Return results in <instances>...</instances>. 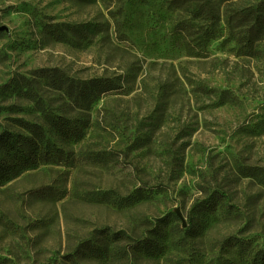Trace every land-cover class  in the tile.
Returning <instances> with one entry per match:
<instances>
[{"label": "rangeland", "instance_id": "374dc122", "mask_svg": "<svg viewBox=\"0 0 264 264\" xmlns=\"http://www.w3.org/2000/svg\"><path fill=\"white\" fill-rule=\"evenodd\" d=\"M189 6L0 0V134L37 124L50 155L0 185V264H245L264 250V34L239 55L224 4L215 27ZM57 77L91 81L86 100ZM45 115L87 121L84 139L60 143ZM16 140L31 155L13 137L0 158ZM107 190L138 201L86 195ZM143 238L151 252L135 251ZM81 243L93 252L76 254Z\"/></svg>", "mask_w": 264, "mask_h": 264}, {"label": "trees", "instance_id": "16d2710c", "mask_svg": "<svg viewBox=\"0 0 264 264\" xmlns=\"http://www.w3.org/2000/svg\"><path fill=\"white\" fill-rule=\"evenodd\" d=\"M180 2L181 5L189 4V12L195 18L207 19L211 21L215 27V23L219 20V9L221 4H224V23L226 29H228L232 39L235 41L239 55L246 57H254L256 55V40L264 34V0H217L216 3L213 0H174ZM226 4V5H225ZM60 83L57 87L60 93L69 99L70 102L76 105L86 100V90H90L88 86L92 85V82L85 83L84 86L76 85L72 81L67 80L65 86H61V78L54 80ZM122 86H119L121 88ZM91 92V91H89ZM227 92H221L222 99L227 100ZM226 96V97H225ZM52 118L44 116V120L50 125V132H52L60 143L70 144L78 143L85 137V132L89 127L88 122H82L77 115L74 118L52 115ZM80 124V125H79ZM21 126L24 128V133L12 134L10 132H3L0 134V142H8L10 138L20 139L22 142H28L30 147L28 150L31 153L29 157L23 158L19 156L21 145L19 140H16L10 151L13 154H5L3 158H0V185H3L10 177L15 176L19 171L24 170L27 166L35 165L36 162L43 159L44 163L50 157L49 152H45L47 149V142L44 140V144H38L42 136L41 127L37 124L30 122H22ZM25 133H29L31 138L27 137ZM56 153H61L62 150L54 148ZM253 168H246L240 170V174L245 177L255 176L253 174ZM87 197L97 203L113 204L118 207H129L138 201V198L132 195L120 196L113 190L90 192L86 194ZM208 206V202L205 203ZM200 206V205H198ZM195 207V206H194ZM178 219V216H174ZM160 222V221H159ZM158 230L156 226L154 231ZM107 230H102L101 233L106 234ZM156 233V232H155ZM111 236L116 238L117 241L127 239L128 236L122 230L112 232ZM227 242H232L231 246H241L243 241L235 237H229ZM156 247V243L151 238H143L138 240L134 244V249L137 252H151ZM88 252H93V248L90 246H84L82 243L76 248L75 253L79 254L83 249ZM98 252H102V249H98ZM232 264L231 262H227ZM245 264H264V250H258L253 255L248 256L245 260Z\"/></svg>", "mask_w": 264, "mask_h": 264}, {"label": "water", "instance_id": "95a60500", "mask_svg": "<svg viewBox=\"0 0 264 264\" xmlns=\"http://www.w3.org/2000/svg\"><path fill=\"white\" fill-rule=\"evenodd\" d=\"M2 31H6V27L0 25V32H2Z\"/></svg>", "mask_w": 264, "mask_h": 264}]
</instances>
